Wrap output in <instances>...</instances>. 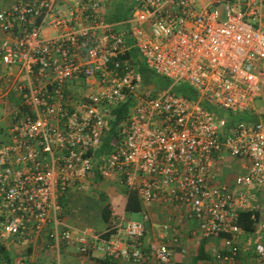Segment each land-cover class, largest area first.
Segmentation results:
<instances>
[{
	"label": "built area",
	"instance_id": "2783aa9c",
	"mask_svg": "<svg viewBox=\"0 0 264 264\" xmlns=\"http://www.w3.org/2000/svg\"><path fill=\"white\" fill-rule=\"evenodd\" d=\"M101 1L8 0L0 9V87L13 77L19 98L4 116L9 143L0 142V238L45 233L81 255L174 264L182 230L168 220L182 219L195 224L189 237L218 245L213 264H264V122L234 117L264 92V0H126L130 12L117 21L102 17ZM135 60L187 82L194 99L171 85L150 92ZM126 100L100 152L110 112ZM222 164L239 172L226 178ZM94 174L116 179L123 197L132 192L141 220L122 211L100 232L64 224L60 197ZM243 211L249 232L238 225ZM154 212L166 221L151 222Z\"/></svg>",
	"mask_w": 264,
	"mask_h": 264
},
{
	"label": "crops",
	"instance_id": "0c3cea01",
	"mask_svg": "<svg viewBox=\"0 0 264 264\" xmlns=\"http://www.w3.org/2000/svg\"><path fill=\"white\" fill-rule=\"evenodd\" d=\"M7 3L8 0H0V9H2L1 7ZM106 9L107 8H104L102 12V17L104 19L105 16L108 15L105 13ZM113 13L115 12H111L109 14ZM2 37L3 33L0 31V39ZM12 79L13 77L9 78L10 85L5 86L6 88L4 86L0 87V107L3 108V111L5 108H9L8 105L10 106V102L13 99L16 100V103L17 100L19 102L15 83H11ZM10 108H12V106H10ZM5 115V113H2L0 122L5 120ZM222 165L223 166L221 167V170L223 171L226 165ZM227 167H229V169L234 168V166L231 165ZM87 179L82 182L80 190H69L65 194V200L68 208H70V212H68V215H65L64 210L61 208V220L68 227L74 228L76 230L86 227L92 229V231L100 232L105 222L100 220L101 223L95 228H91L90 226L86 225L89 222H93L94 224L97 223L96 220L99 218L100 209L103 205L101 201L84 192V189H86L88 183H91L92 181L90 178ZM104 200H106L110 205L111 215L120 213L122 211L127 213L123 209L125 197H122V201L120 202H118V197L116 195L111 201H108V199ZM116 202H118V205ZM112 209L115 212H113ZM73 223L77 224L74 225ZM83 223L85 225H83ZM45 236V233H43V235L31 242H28L25 236L10 235L5 238H0V245L3 247L4 252L7 255V259H4V256L0 254V259L5 260L6 263L20 259L24 261V264H93V257H101L99 253L92 249H89L86 255L79 254L77 245L74 243L60 244L59 246H55L53 245L52 241L45 240ZM117 262L118 263L115 262V264H129L125 261Z\"/></svg>",
	"mask_w": 264,
	"mask_h": 264
},
{
	"label": "rangeland",
	"instance_id": "374dc122",
	"mask_svg": "<svg viewBox=\"0 0 264 264\" xmlns=\"http://www.w3.org/2000/svg\"><path fill=\"white\" fill-rule=\"evenodd\" d=\"M101 3L103 4V7L106 6L105 0H102ZM127 2L126 0H109V4L107 5V9L105 11L106 14H109L111 12L116 11H125V15H127L130 10L127 9ZM252 22V21H250ZM171 85V91L175 93L176 95H185L187 97H191L194 95L192 92V88L188 85L185 81H178L175 83H172L169 81V86ZM168 86V87H169ZM155 92V91H154ZM153 93V92H152ZM18 103V100H17ZM16 100H12L10 102V106H14L17 104ZM203 106L209 110L211 113L219 116H225L227 114V111L223 110L222 108H218L216 106H213L212 104L205 102L203 103ZM9 112V108H5L3 111V108L0 107V117L2 116V113L7 114ZM252 112L255 113V115L264 116V92L262 96L256 100V102L253 105ZM8 125L7 120L0 122V142L7 144L9 143L8 134L6 133V126ZM238 168L234 166L233 169H229V167H225L222 171L223 176H226V178H230L235 173H238ZM92 179L91 183H88L86 186V189H84V192L92 195L91 197L97 199L99 195H102L103 199H108V201H111L112 198L115 197V195L118 197V202L122 201V195L124 194V189L121 186V184L116 179H100L95 174ZM86 180V179H85ZM88 180V179H87ZM118 202L116 204L118 205ZM60 205L61 208L64 210L65 215H68V212H70V208H68V205L65 200V196L60 197ZM116 205V206H117ZM114 209V208H113ZM112 209L113 212H115ZM116 210V209H115ZM120 210V209H119ZM126 218L134 221H140L141 215L140 213H126ZM97 223L94 224L93 222H89L86 225L90 226L91 228L97 227L101 223L100 219L98 218ZM166 219L159 215L158 213H153L151 217V222H164ZM169 223H176L181 226L182 230V238L179 241L178 246L176 247L177 252L180 254V264H213L211 258H197L195 257L196 254V248L199 243L198 238H191L188 236V231L192 227H195V224L190 221L186 220H168ZM74 225L77 223H73ZM83 225H85L83 223ZM218 247L217 244H213L210 241H205L204 248L206 249V252L209 253V257L211 256L212 252L216 250ZM118 263L117 261H115Z\"/></svg>",
	"mask_w": 264,
	"mask_h": 264
},
{
	"label": "trees",
	"instance_id": "16d2710c",
	"mask_svg": "<svg viewBox=\"0 0 264 264\" xmlns=\"http://www.w3.org/2000/svg\"><path fill=\"white\" fill-rule=\"evenodd\" d=\"M125 11H116L113 14H108L105 16V19L108 21H117L122 18H124ZM135 70L138 77L141 79L142 83L146 88L148 86H152V89L149 91H158L163 88H166L169 86V80H167L164 77L158 76L153 74L151 71H149L144 65H142L138 60H135ZM148 90V89H147ZM190 99H194V95L192 98L189 96ZM131 105V100H126L125 102L119 104L115 108H113L110 112V118H109V128L102 140V144L100 146L99 151H105L109 148L110 143L113 141V139L116 137V132L118 128L121 127L126 115L127 110L129 109ZM8 107H10L8 105ZM237 119H241L246 122H255L256 120L260 119L264 122V116L255 115L251 111L242 112L238 115L234 116ZM231 120V118H230ZM102 196H99L97 200L102 202V207L100 209V215L99 218L102 222H107L111 217V208L109 203L106 200H102ZM124 211L128 213H136L140 209V205L135 197V195L132 192H129L125 197L124 202ZM251 214V211H243L239 212V218H238V225L239 227L249 232L252 229V220L249 218ZM108 234H102L103 237H107ZM205 240L201 239L197 245L196 248V254L195 257L197 258H211L209 257V253L206 252V249L204 248ZM0 254L4 256V259H7V255L4 252L3 247L0 245ZM93 264H115V261L109 257H93L92 258ZM174 264H180L179 254H175L174 256Z\"/></svg>",
	"mask_w": 264,
	"mask_h": 264
},
{
	"label": "bare ground",
	"instance_id": "6f19581e",
	"mask_svg": "<svg viewBox=\"0 0 264 264\" xmlns=\"http://www.w3.org/2000/svg\"><path fill=\"white\" fill-rule=\"evenodd\" d=\"M107 4V3H106ZM104 8H107V6H105ZM104 8H101V10H102V12H103V9ZM102 14V13H101ZM11 77V76H10ZM147 89V88H146ZM150 92H153V91H150ZM255 114V113H254ZM258 120H260V119H258ZM257 121V120H256ZM263 122V121H262ZM239 172V171H238Z\"/></svg>",
	"mask_w": 264,
	"mask_h": 264
},
{
	"label": "water",
	"instance_id": "95a60500",
	"mask_svg": "<svg viewBox=\"0 0 264 264\" xmlns=\"http://www.w3.org/2000/svg\"><path fill=\"white\" fill-rule=\"evenodd\" d=\"M148 90H150V89H152V86H148V88H147Z\"/></svg>",
	"mask_w": 264,
	"mask_h": 264
}]
</instances>
